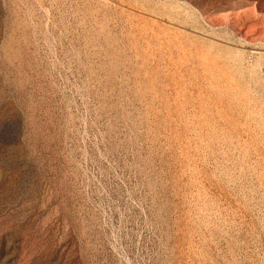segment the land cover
Returning a JSON list of instances; mask_svg holds the SVG:
<instances>
[{"label":"rangeland","instance_id":"rangeland-1","mask_svg":"<svg viewBox=\"0 0 264 264\" xmlns=\"http://www.w3.org/2000/svg\"><path fill=\"white\" fill-rule=\"evenodd\" d=\"M0 264H264V0H0Z\"/></svg>","mask_w":264,"mask_h":264}]
</instances>
